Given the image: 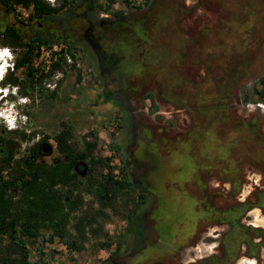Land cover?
I'll list each match as a JSON object with an SVG mask.
<instances>
[{"label": "rangeland", "instance_id": "1", "mask_svg": "<svg viewBox=\"0 0 264 264\" xmlns=\"http://www.w3.org/2000/svg\"><path fill=\"white\" fill-rule=\"evenodd\" d=\"M128 3L105 11L103 0H72L37 19L56 47L38 49L17 70L21 49L3 53L0 89L14 87V95L0 111L25 121L0 118V135L10 132L16 147L2 168L0 158V177H15L26 156L56 164L52 137L65 130L71 150L93 141L113 179L129 184L103 209L93 188L78 186L68 229L76 217L92 221L82 250L41 231L26 245L28 264H264V106L254 94L264 76V0ZM90 26L99 42L87 43ZM62 43L70 49L49 73ZM10 74L15 86L3 84ZM44 143L51 151L38 154ZM75 166L84 181L87 162ZM12 248L0 237V260L18 259Z\"/></svg>", "mask_w": 264, "mask_h": 264}, {"label": "trees", "instance_id": "2", "mask_svg": "<svg viewBox=\"0 0 264 264\" xmlns=\"http://www.w3.org/2000/svg\"><path fill=\"white\" fill-rule=\"evenodd\" d=\"M23 6H32L31 15L28 21L36 24V30L29 34H5L0 33V47L10 49H21V54L11 66L12 70L28 67L31 58L40 48L52 49L53 38L47 39L42 34L43 25L37 19H47L61 10L67 8L72 0H56L55 5H49L44 0H18ZM117 2L128 5V0H103V8L108 11ZM35 19V20H32ZM59 51L52 53L57 55L49 65V73L55 72L60 63L64 61L63 52L70 49L65 43L58 48ZM30 84L35 83L33 71L29 68ZM32 78V79H31ZM79 78H77V81ZM18 79L11 74L4 78L3 84L15 86ZM259 89L254 93L257 104L264 106V76L258 80ZM244 103L248 101L243 100ZM0 135V143L5 144V150L0 149L1 168L4 164H9L16 149L11 137L7 134ZM67 132L62 130L53 135L52 140L61 156L56 164L44 166L35 164L33 156H26L19 159L20 164H16L15 177L3 180L0 183V237H6L13 246L15 258H5L0 260V264H28L26 257V245L29 241L40 236L41 231L48 233L49 242L57 238L63 241L67 250L80 251L87 234L86 228H90L93 223L85 217H76L72 222L71 231L68 229L69 217L73 213L81 199L76 200V195L72 193L78 186L85 185L84 191L94 189V194L98 200H103L101 208H108L121 192L129 189V184L120 177L113 179L108 165L103 164L104 159L93 155L94 142L84 141L82 149L71 150L66 145ZM44 137L43 141H46ZM46 144V143H44ZM32 155H36L32 152ZM79 161H86L88 170L84 181H80L74 170V166ZM101 164V171L92 174L91 166ZM106 170V171H105ZM120 174V173H119ZM118 176V175H115ZM1 178V177H0ZM14 191V193H12ZM16 192V194H15ZM15 194V195H14ZM78 196V195H77ZM134 211V209H133ZM100 221L106 218L103 211H98ZM131 218V217H128ZM247 226V225H245ZM233 226L230 225V230ZM246 228V227H244ZM251 228L250 226L247 228ZM251 230H258L251 228ZM139 234V231H136ZM261 241H264L261 239ZM261 243V242H260ZM258 242V246L262 245Z\"/></svg>", "mask_w": 264, "mask_h": 264}, {"label": "flooded vegetation", "instance_id": "3", "mask_svg": "<svg viewBox=\"0 0 264 264\" xmlns=\"http://www.w3.org/2000/svg\"><path fill=\"white\" fill-rule=\"evenodd\" d=\"M32 11V6H23L18 0H0V33L5 34H18L22 35L31 33L32 30H36V24L28 21ZM35 20V19H32ZM29 33V34H30ZM100 36L98 34V27H88L86 41L89 44L99 42ZM57 45H53L56 47ZM41 144L38 149H41ZM34 160V159H33ZM75 169L80 171V165H76ZM3 178H0V183L3 182ZM14 193V191H12ZM256 227L254 225H251Z\"/></svg>", "mask_w": 264, "mask_h": 264}, {"label": "clouds", "instance_id": "4", "mask_svg": "<svg viewBox=\"0 0 264 264\" xmlns=\"http://www.w3.org/2000/svg\"><path fill=\"white\" fill-rule=\"evenodd\" d=\"M45 1H47V2H49L50 4H52L53 2H54V0H45ZM0 55H2V54H0ZM7 60H9V57H8V59ZM6 65L7 66H4V67H2V69L0 70V77H2L6 72H7V68H9V65L6 63ZM2 81V80H1ZM0 81V82H1ZM14 87H12L10 90L9 89H7L6 87L5 88H3V89H0V103H1V105L3 104V103H6V101H7V99H6V96H7V94L9 93V94H12V95H14V92H13V89ZM22 103V101H20V100H18L17 102H16V104L17 105H20ZM5 115H7V114H5L4 113V111H0V118L3 120V122L5 121ZM10 115V114H9ZM11 117V116H10ZM12 121H15V122H17V123H21L22 125L24 124V121H25V116H24V114L23 113H21V112H17V113H15V115H14V118L12 119ZM5 123V122H4Z\"/></svg>", "mask_w": 264, "mask_h": 264}, {"label": "water", "instance_id": "5", "mask_svg": "<svg viewBox=\"0 0 264 264\" xmlns=\"http://www.w3.org/2000/svg\"><path fill=\"white\" fill-rule=\"evenodd\" d=\"M258 107V106H257ZM51 151V147L48 146L47 144H43L41 146V149L39 150V153L42 155H46Z\"/></svg>", "mask_w": 264, "mask_h": 264}, {"label": "bare ground", "instance_id": "6", "mask_svg": "<svg viewBox=\"0 0 264 264\" xmlns=\"http://www.w3.org/2000/svg\"><path fill=\"white\" fill-rule=\"evenodd\" d=\"M0 54H2V55H0V58L2 57V59L6 56L3 53H0Z\"/></svg>", "mask_w": 264, "mask_h": 264}]
</instances>
